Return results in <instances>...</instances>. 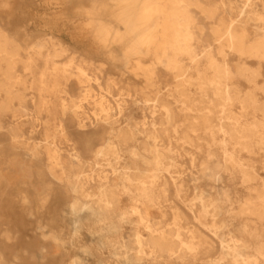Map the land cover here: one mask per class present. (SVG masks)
Wrapping results in <instances>:
<instances>
[{"label":"bare ground","instance_id":"bare-ground-1","mask_svg":"<svg viewBox=\"0 0 264 264\" xmlns=\"http://www.w3.org/2000/svg\"><path fill=\"white\" fill-rule=\"evenodd\" d=\"M48 2L94 48L0 21V199L44 217L59 190L75 235L96 225L66 241L39 218L32 245L71 246L69 264H264V0ZM185 162L216 188L196 192L198 224L170 197Z\"/></svg>","mask_w":264,"mask_h":264},{"label":"rangeland","instance_id":"rangeland-1","mask_svg":"<svg viewBox=\"0 0 264 264\" xmlns=\"http://www.w3.org/2000/svg\"><path fill=\"white\" fill-rule=\"evenodd\" d=\"M53 1V0H51ZM14 3L8 7H3L0 4V21L5 25H10V27L15 30V28H19V20L22 22L28 23L30 31L39 30L47 33L53 32V34L57 37H60L71 47H78L80 49H89L94 48L93 40L91 39L90 34L87 32L85 22L82 19H77L72 21L73 13L72 10L70 14L72 17L69 19L63 20H55L53 18L54 13L60 10V6L55 8L53 4H49L48 0H26L23 4L19 3L18 0H14ZM88 5L89 2L85 1ZM13 9L14 16H9V10ZM69 11V10H68ZM232 59V57H230ZM164 77L165 82L167 84L172 83V77L168 74H165ZM242 87H246L245 82H241ZM62 153L66 152L64 149L61 151ZM247 159V158H246ZM196 167H191L187 162L184 163L182 168L181 177L185 179V188L186 192L183 193L184 203H182L177 197L173 194L174 187H171V199L175 200L176 206L180 211L183 212L188 222L191 224H198L197 218L194 216V212L198 209L196 205V192L202 188L211 189L210 185H207L203 179L198 180H190L191 176H196ZM262 173V177L264 178V170H260ZM201 185L202 187H200ZM240 184H234V187H239ZM223 183H216V187L219 189L223 187ZM216 188L211 189L215 191ZM234 192V193H233ZM63 193L58 190V192H54L52 198L50 199L48 209L50 212L46 214L44 217L41 215H35L33 217H29L28 214L23 213L20 207L14 204V199H10V195L8 197H4L0 199V209H9V214L7 218L0 219V229L6 228L10 231V238L2 235L3 231L0 232V256L5 259L6 262L12 263L15 261L16 257H19L20 260L17 259L20 264H69L70 259L72 257L73 248L71 246L61 247L59 253L62 254L61 258H51L49 252L44 253L42 255L38 252L39 250L32 245L34 241L43 242L42 238H40V233H36L32 231L35 228V220L39 218H44L47 224L55 225L61 224L63 225V231L65 240L69 241L76 237V240L80 242H86L91 232L87 229L88 225H94L95 222L93 220L84 219L80 220L78 224L81 226L78 231L79 234H74L73 229L69 223V218L66 216H62L61 203L63 202V197H61ZM233 203L237 204L235 190L233 189L231 193ZM9 202V204H8ZM126 203V202H125ZM168 213L165 216V219H171L170 209H168ZM240 219V218H239ZM238 222V221H237ZM96 225V224H95ZM126 234V233H125ZM211 238L213 235L211 233H206ZM217 243H215V248L212 251V254L217 255L219 253V249L217 247ZM93 252L100 257L98 251L93 248ZM101 256L104 258L109 257V253H103ZM22 258V259H21ZM197 264H202L200 263Z\"/></svg>","mask_w":264,"mask_h":264}]
</instances>
